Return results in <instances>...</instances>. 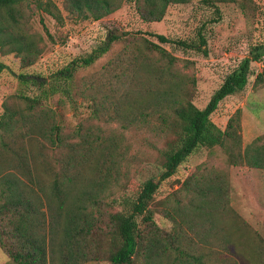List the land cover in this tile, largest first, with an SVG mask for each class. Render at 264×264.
Here are the masks:
<instances>
[{
  "label": "trees",
  "instance_id": "16d2710c",
  "mask_svg": "<svg viewBox=\"0 0 264 264\" xmlns=\"http://www.w3.org/2000/svg\"><path fill=\"white\" fill-rule=\"evenodd\" d=\"M25 1L0 0V49L16 54L27 68L43 51L35 35L25 28ZM191 1L137 0V7L142 19L151 23L162 21L171 5ZM123 2L66 0L65 11L76 19L98 22L121 9ZM33 3L58 24L65 23L53 0ZM153 36L159 44L144 40L146 48L138 47L137 52L131 51L105 67L108 85L115 79L128 84L129 89L120 94L128 108L133 90L144 88V81L151 82L145 91L148 102L132 107V118L126 123L151 118L159 124L156 135L164 147L155 150L159 152L161 183L144 181L133 198L123 199L115 193L120 186L124 189L121 175L129 176L124 164L136 160L126 140L103 131L98 135L83 132L82 128L70 133L56 110L44 103L57 94L66 97L63 105L70 102L76 106L79 99L96 103V96L76 87V74L104 57L119 36L109 37L90 54L54 72L46 83L19 75L21 84L32 85L40 93L34 97L21 93L25 109H7L0 119V248L8 257L5 264H264V239L230 206L226 175L199 174L191 199L197 201L190 214L176 209L180 220L172 233L156 223L153 208L162 183L176 176L199 148H220L229 166L264 171V135L243 146L240 110L225 130L211 120L224 99L246 88L251 64L264 59V43L250 47L249 55L226 77L206 107L199 109L192 101L193 90L175 71L179 59L162 45L198 50L207 56L203 49L206 40L202 37L196 45ZM258 84H264V71L256 78ZM116 92V86L110 87L115 101L106 95L102 105L108 112L115 105L113 114L119 117ZM169 135L172 138L167 141ZM181 188L188 192L189 182ZM119 199L122 210L116 209ZM229 220L233 221V234L226 228Z\"/></svg>",
  "mask_w": 264,
  "mask_h": 264
},
{
  "label": "rangeland",
  "instance_id": "374dc122",
  "mask_svg": "<svg viewBox=\"0 0 264 264\" xmlns=\"http://www.w3.org/2000/svg\"><path fill=\"white\" fill-rule=\"evenodd\" d=\"M53 1L63 12V25L38 11L33 0H27L24 4L25 28L35 35L43 51L32 66L24 68L21 58L16 54H8L0 49V119L7 109H25L21 93L31 97L40 93L32 85L21 84L19 75H31L46 83L54 72L75 59L90 54L109 37L116 35L117 31L122 32L123 35L111 44L110 51L104 57L93 66L80 69L76 74V87L87 91L88 95L96 96V103L79 99L76 106L70 102L63 105L66 97L61 94L44 103L45 107L56 110L70 133H76L82 128L83 132L98 135L103 131L106 135L113 133L126 140L136 160L129 164L123 163L128 167L129 176L121 175L120 185H125L124 189L120 186L118 192V188L115 190L117 197L121 196L123 199L133 198L139 185L146 180L153 179L157 184L161 183L157 168L159 152L155 148H163L164 143L156 135L159 124L156 121L153 123L151 118L126 123L132 118V107L148 102L145 91L146 86H151V82L144 81V88L137 87L133 90L131 108H128L120 100L121 92L129 89L128 84L115 79L113 85H108L105 67L109 62L126 57L131 51L137 52L138 47L146 48L142 45L144 40L159 44L153 35H164L171 40L188 41L196 45L203 37L207 42L203 46L207 50V56L198 50H182L171 44L162 46L179 59L175 71L183 78L186 87L193 90L192 101L196 107L204 109L226 77L249 55L250 47L264 43V0H192L188 4L171 5L162 21L151 23L142 19L137 0H124L121 9L98 22L76 19L65 11L66 0ZM130 43L136 45L131 46ZM117 69L121 70V67ZM263 71L264 59L259 63L253 62L246 88L224 99L211 116V120L225 130L229 119L240 110L244 147L264 135V84L256 85V78ZM113 86L117 89L119 117L113 114L116 111L115 105L110 106V112L102 105L106 95H109L108 99L111 97L115 101L110 96V87ZM171 138V135L167 136V141ZM213 172L227 176L230 206L264 239V171L229 166L227 157L220 148L197 149L180 166L176 176L162 183L153 204L156 223L172 233L176 222L180 220L176 209L183 208L190 214L197 201H191L197 184L195 179L199 174L207 176ZM185 181L189 182L188 192L181 188ZM119 200L116 209L122 210V199ZM227 224L226 228L231 231L233 221L229 220ZM231 239H234L233 235ZM6 262L8 257L0 248V264ZM93 264L109 263L103 261Z\"/></svg>",
  "mask_w": 264,
  "mask_h": 264
},
{
  "label": "water",
  "instance_id": "95a60500",
  "mask_svg": "<svg viewBox=\"0 0 264 264\" xmlns=\"http://www.w3.org/2000/svg\"><path fill=\"white\" fill-rule=\"evenodd\" d=\"M116 35H117V36H122V35H123V33H122V32H119V31H117V32H116Z\"/></svg>",
  "mask_w": 264,
  "mask_h": 264
}]
</instances>
